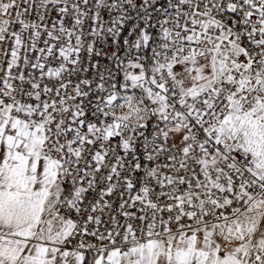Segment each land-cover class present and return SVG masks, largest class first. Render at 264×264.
Listing matches in <instances>:
<instances>
[{
    "label": "snow or ice",
    "instance_id": "snow-or-ice-1",
    "mask_svg": "<svg viewBox=\"0 0 264 264\" xmlns=\"http://www.w3.org/2000/svg\"><path fill=\"white\" fill-rule=\"evenodd\" d=\"M0 264H264V0H0Z\"/></svg>",
    "mask_w": 264,
    "mask_h": 264
}]
</instances>
